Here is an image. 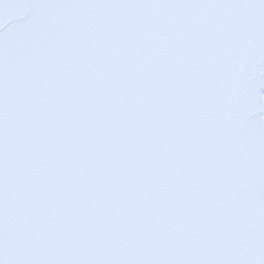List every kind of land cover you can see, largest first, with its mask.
Listing matches in <instances>:
<instances>
[{
	"label": "snow or ice",
	"instance_id": "snow-or-ice-1",
	"mask_svg": "<svg viewBox=\"0 0 264 264\" xmlns=\"http://www.w3.org/2000/svg\"><path fill=\"white\" fill-rule=\"evenodd\" d=\"M0 264H264V0H0Z\"/></svg>",
	"mask_w": 264,
	"mask_h": 264
}]
</instances>
